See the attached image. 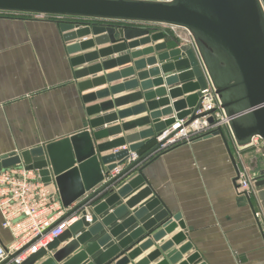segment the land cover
I'll list each match as a JSON object with an SVG mask.
<instances>
[{
  "label": "water",
  "instance_id": "95a60500",
  "mask_svg": "<svg viewBox=\"0 0 264 264\" xmlns=\"http://www.w3.org/2000/svg\"><path fill=\"white\" fill-rule=\"evenodd\" d=\"M0 13L69 20L61 24L69 42L77 37L95 36L73 45L70 50L74 52L111 44L72 60L77 66L102 59L75 71L77 80L93 76L78 83L81 92L123 80L83 95V101L89 104L131 92L89 106L88 115L143 100L138 105L98 115L90 120L89 128L69 137L0 157V170L18 164L37 170L43 182L56 185L66 208L76 204L72 211L87 202L97 203L91 210L92 224L82 218L47 249L23 264H36L43 259L40 264H130L151 249L134 264L156 261V264H206L201 262L199 252L184 258L194 249L184 232L157 245L177 228L178 222L182 229L186 227L180 222L181 216L171 215L155 193L143 174L144 166L134 171L139 161L115 176L110 174L124 162L129 151H138L152 143L178 120L189 124L206 115L197 111L201 90L208 86L227 119V128L215 134L219 133L226 144L233 141L238 151L252 148L255 138L264 141V1L0 0ZM83 20L88 24L78 29V21ZM151 26L183 29L191 43L170 48L173 40L166 38L164 30ZM117 34L123 41L118 40ZM149 43L153 45L141 49ZM127 64L131 65L97 76ZM137 88L140 89L135 91ZM191 92L195 93L183 97ZM144 112L148 114L103 127ZM208 121L213 123L214 119L210 117ZM147 125H150L148 129L138 131ZM133 130L136 131L99 142ZM127 144L128 150L114 151ZM108 151L112 153L103 155ZM249 168L253 183L263 189L264 157H251ZM152 195L154 198L143 203ZM160 206L163 209L154 213ZM114 223L117 224L110 229ZM95 237L98 238L90 243ZM61 243L66 244L58 248Z\"/></svg>",
  "mask_w": 264,
  "mask_h": 264
},
{
  "label": "crops",
  "instance_id": "0c3cea01",
  "mask_svg": "<svg viewBox=\"0 0 264 264\" xmlns=\"http://www.w3.org/2000/svg\"><path fill=\"white\" fill-rule=\"evenodd\" d=\"M65 21L69 20L0 13V157L18 154L26 149L69 137L89 128L90 120L98 115L143 103L142 100L101 114L88 115L89 106L131 91L93 103H84L83 95L122 83L123 80L84 92L79 90L78 83L93 76L77 80L75 71L102 59L77 66L72 60L88 52L109 47L111 44L71 51L73 45L94 39L95 36L90 34L82 38L77 37L71 42L66 41V32L61 28ZM78 22L80 23L78 29L88 24L85 20ZM138 27L146 26L138 24ZM158 28L165 31L169 41L173 40L169 44L170 48L178 46L177 44L191 43L187 31L183 29L164 26ZM117 38L123 41L119 39V34ZM151 45L153 44H145L141 49ZM128 65L131 64L102 71L97 76L120 71ZM138 89L140 88L135 91ZM193 93H187L183 97ZM147 114L144 112L103 127L121 124L123 121ZM149 127L150 125H147L138 131ZM135 131L122 132L99 142L110 141ZM154 145L155 141L138 152L144 155L151 151ZM109 153L112 151L103 155ZM236 154L241 156L238 160L248 165L251 157H262L255 148L238 151L233 141L226 144L219 134L177 145L158 154L144 165L143 174L155 193L170 210L171 215L181 216L180 222L186 227L182 229L178 222L177 228L157 245H162L173 235L184 232L187 235L186 241L190 240L194 244V249L184 258L193 252H199L201 262L206 264H264V188L260 189L254 184L249 197L237 193L235 172L238 168L234 161ZM154 196H150L143 203ZM116 207L117 205L104 216ZM161 209L163 206L154 213ZM116 224L114 223L110 229ZM83 230L85 228L81 231ZM0 240L5 245L12 241L11 233L2 227L1 214ZM65 244L61 243L58 248ZM150 251L152 249L145 251L130 264L141 260ZM42 261L44 259L36 264Z\"/></svg>",
  "mask_w": 264,
  "mask_h": 264
},
{
  "label": "built area",
  "instance_id": "2783aa9c",
  "mask_svg": "<svg viewBox=\"0 0 264 264\" xmlns=\"http://www.w3.org/2000/svg\"><path fill=\"white\" fill-rule=\"evenodd\" d=\"M171 1V0H160ZM201 102L197 114L207 113L189 124L186 120L177 121L155 138L157 148L141 155L138 151H129L124 162L119 163L111 176L119 174L130 164L139 161L134 171L141 168L155 154H160L183 141H191L216 130L227 128V119L223 116L216 96L210 86L201 90ZM212 117L213 123L208 119ZM257 152L264 157V141L254 139ZM123 145L114 151L128 150ZM238 182L241 191L250 196L252 172L239 170ZM97 203L87 202L76 211L66 208L54 183L40 179L35 169H28L23 164L13 165L0 170V214L2 227L12 235V241L5 245L0 240V264H23L29 257L47 249L58 237L71 229L82 218L87 223L94 222L91 210ZM258 216V214H257Z\"/></svg>",
  "mask_w": 264,
  "mask_h": 264
},
{
  "label": "rangeland",
  "instance_id": "374dc122",
  "mask_svg": "<svg viewBox=\"0 0 264 264\" xmlns=\"http://www.w3.org/2000/svg\"><path fill=\"white\" fill-rule=\"evenodd\" d=\"M264 1V0H263ZM124 25H126V26H131V27H138V24H129V23H124ZM135 25H137V26H135ZM151 27H154V28H156V29H160V28H158L159 26H151ZM203 114H205V113H203ZM203 116H205V115H203ZM203 116H201L200 118H202ZM220 131V129L219 130H216V131H214L211 135H205V136H203V137H199V138H196L195 140H197V139H205V138H209V137H211V136H214V135H219V133L218 134H215L216 132H219ZM192 141H194V140H192ZM191 141H183V142H180L179 144H177V145H180V144H184V143H190ZM176 145V146H177ZM175 147V146H174ZM171 148H173V147H171ZM170 148V149H171ZM169 150V149H168ZM167 151V150H166ZM162 153V152H161ZM158 154H155V155H153L151 158H150V160H152L154 157H156ZM235 159H234V161H235V164L237 165V168H238V170H237V172H235V182H236V191H237V193L239 194V195H243V196H246V194L243 192V191H241V189H240V187H239V182H238V175H239V170H241V171H243V170H247V168H249V165L246 163V162H243V161H240V160H238V159H241V156L239 155V154H236L235 156ZM150 160H148L147 162H145V164H147ZM144 164V165H145ZM143 165V166H144ZM253 186H254V183H251V185H250V188H249V191L250 192H252V189H253Z\"/></svg>",
  "mask_w": 264,
  "mask_h": 264
},
{
  "label": "trees",
  "instance_id": "16d2710c",
  "mask_svg": "<svg viewBox=\"0 0 264 264\" xmlns=\"http://www.w3.org/2000/svg\"><path fill=\"white\" fill-rule=\"evenodd\" d=\"M14 15V14H13ZM50 18H55V17H50Z\"/></svg>",
  "mask_w": 264,
  "mask_h": 264
}]
</instances>
